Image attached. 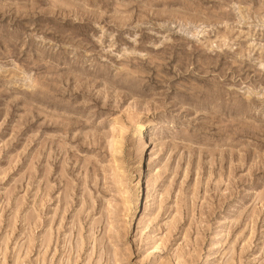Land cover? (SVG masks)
I'll return each mask as SVG.
<instances>
[{
  "label": "rangeland",
  "instance_id": "374dc122",
  "mask_svg": "<svg viewBox=\"0 0 264 264\" xmlns=\"http://www.w3.org/2000/svg\"><path fill=\"white\" fill-rule=\"evenodd\" d=\"M0 264H264V0H0Z\"/></svg>",
  "mask_w": 264,
  "mask_h": 264
},
{
  "label": "bare ground",
  "instance_id": "6f19581e",
  "mask_svg": "<svg viewBox=\"0 0 264 264\" xmlns=\"http://www.w3.org/2000/svg\"><path fill=\"white\" fill-rule=\"evenodd\" d=\"M111 131L114 132V128H111ZM118 139L114 134L112 137V144L111 145V152L112 155L115 154L116 152V146L118 144ZM135 140L137 142V146H138V158H137V163H136V167H134L136 169V171L138 172V175L140 177L139 179V188L142 185V182L145 180V182H149L148 180V175H149V169L148 172H145L146 169H144L145 166V162L147 160V156H148V151L150 149V147L152 146V144L155 142L156 140V133H155V123L153 122H149V121H145L144 124L142 126H140L138 128V130L136 131L135 134ZM136 145V144H135ZM143 165V167H142ZM142 167V168H141Z\"/></svg>",
  "mask_w": 264,
  "mask_h": 264
}]
</instances>
